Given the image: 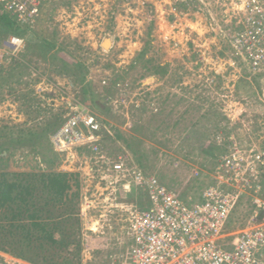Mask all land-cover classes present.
Listing matches in <instances>:
<instances>
[{"label": "rangeland", "instance_id": "obj_1", "mask_svg": "<svg viewBox=\"0 0 264 264\" xmlns=\"http://www.w3.org/2000/svg\"><path fill=\"white\" fill-rule=\"evenodd\" d=\"M240 2L46 0L33 25L0 18V173L34 184L18 223H57L45 256L0 244V264H132L134 220L150 203L139 176L188 206L212 185L232 189L227 160L264 147L263 76L238 52ZM82 109L101 124L94 149L55 141ZM119 158L125 173L110 168ZM49 173L72 175L57 200L41 191ZM25 232L13 230L23 245Z\"/></svg>", "mask_w": 264, "mask_h": 264}, {"label": "built area", "instance_id": "obj_2", "mask_svg": "<svg viewBox=\"0 0 264 264\" xmlns=\"http://www.w3.org/2000/svg\"><path fill=\"white\" fill-rule=\"evenodd\" d=\"M45 2L0 0V15L33 25ZM243 2L237 12V24L244 30L238 38V52L253 74L264 77V0ZM80 127L87 131L86 135ZM100 129L96 117L82 109L67 118L53 138L61 145L89 143L92 149L98 141L95 133ZM248 154L249 157L245 152L237 155L239 161L235 165L234 155L227 160L228 171H233V178L227 184L228 188L232 187L230 191L212 185L191 206L170 197L155 181L141 180L139 176L138 181L150 187V203L134 220L130 235L132 264H264V203L258 202L263 201L258 196L264 186V147ZM249 163L254 164L249 167ZM124 164L119 158L116 163H110V168L125 173ZM249 190L254 193L246 192ZM245 195H250V199L246 200ZM245 202L251 210L247 217H243V212H235ZM239 219L240 223L229 231L232 221Z\"/></svg>", "mask_w": 264, "mask_h": 264}, {"label": "trees", "instance_id": "obj_3", "mask_svg": "<svg viewBox=\"0 0 264 264\" xmlns=\"http://www.w3.org/2000/svg\"><path fill=\"white\" fill-rule=\"evenodd\" d=\"M8 17L7 15H2L0 18L1 20L6 18V20L2 22L8 24V26L12 28V22H10L11 20ZM14 175L15 174L11 175V177H14L13 179H7L5 173H0V209L1 207H5L8 211L7 214L3 213V215L0 216V244L6 245L16 242L19 246L27 247L28 251L32 250L34 255L43 257L45 256L44 253L50 249V246L55 242L51 229L54 230L57 223H52L50 228L46 221L35 214L27 216L31 220L29 225L18 223L20 219H23L22 216H19L20 212L18 209L22 204L26 203V205H28V196L31 194V191L34 190V184L32 186V183H28V180L18 178V175ZM71 176L72 175L69 173H49L45 177L43 175L39 183L41 184L42 193H46L52 200H57V198L59 199L65 196V191L70 188L67 178ZM75 187H78L77 183ZM3 221H6V225ZM32 227L34 228V238H30L32 233L29 234V229L31 231ZM16 229L26 230L24 240H31L32 243L29 241V243L23 245L24 243L21 242L22 240L18 241L16 235L13 233V230L15 231ZM0 250H4L2 246H0ZM16 255L25 258L21 256L20 253ZM61 264H71V262L68 258H63Z\"/></svg>", "mask_w": 264, "mask_h": 264}, {"label": "bare ground", "instance_id": "obj_4", "mask_svg": "<svg viewBox=\"0 0 264 264\" xmlns=\"http://www.w3.org/2000/svg\"><path fill=\"white\" fill-rule=\"evenodd\" d=\"M11 44H13V45H17L18 43H19V39H14L13 40V42H10ZM107 47L110 45V42H107L106 44H105ZM106 48V47H105ZM263 84H264V81H263ZM264 87V86H263ZM263 96V97H262ZM261 97L262 98H264V88L262 89V91H261ZM264 100V99H263ZM254 163H249L248 165H249V167H251V165H253ZM252 168L254 169V168H256V167H254V166H252ZM261 168V167H260ZM243 170V169H242ZM249 171V169L247 170V172ZM261 189H263L264 190V187L263 188H261ZM262 194H264V191H263V193L261 192V195H259L258 196V198L260 199V200H263V201H258V202H261V203H264V196L262 195ZM201 199V198H200ZM199 199V200H200ZM250 204H252V203H250ZM240 207V210H239V212L241 211V212H243L244 213V216L243 217H247L248 215H250V213H251V210L249 209V205H248V202H245V204H242V205H239L238 206V208ZM249 209V210H248Z\"/></svg>", "mask_w": 264, "mask_h": 264}, {"label": "water", "instance_id": "obj_5", "mask_svg": "<svg viewBox=\"0 0 264 264\" xmlns=\"http://www.w3.org/2000/svg\"><path fill=\"white\" fill-rule=\"evenodd\" d=\"M107 42H110V40L108 38H105L104 41L102 42V47L103 48H107V46L105 45ZM263 81H264V77H261L259 79V86H260V90L262 91V89L264 88V84H263ZM263 97V96H262ZM264 99V98H263Z\"/></svg>", "mask_w": 264, "mask_h": 264}, {"label": "crops", "instance_id": "obj_6", "mask_svg": "<svg viewBox=\"0 0 264 264\" xmlns=\"http://www.w3.org/2000/svg\"><path fill=\"white\" fill-rule=\"evenodd\" d=\"M260 87V86H259Z\"/></svg>", "mask_w": 264, "mask_h": 264}]
</instances>
